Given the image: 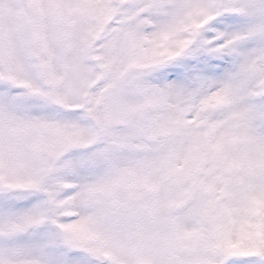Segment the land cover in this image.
<instances>
[{
  "label": "snow or ice",
  "instance_id": "snow-or-ice-1",
  "mask_svg": "<svg viewBox=\"0 0 264 264\" xmlns=\"http://www.w3.org/2000/svg\"><path fill=\"white\" fill-rule=\"evenodd\" d=\"M0 264H264V0H0Z\"/></svg>",
  "mask_w": 264,
  "mask_h": 264
}]
</instances>
